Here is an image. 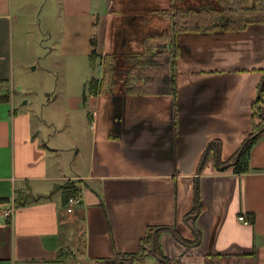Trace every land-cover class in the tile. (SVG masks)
I'll list each match as a JSON object with an SVG mask.
<instances>
[{"label":"crops","instance_id":"0c3cea01","mask_svg":"<svg viewBox=\"0 0 264 264\" xmlns=\"http://www.w3.org/2000/svg\"><path fill=\"white\" fill-rule=\"evenodd\" d=\"M142 1L127 2L124 13L128 14L117 15L110 24L109 0H60L63 31L51 53L65 59L89 58L97 17L98 53L105 54L111 39L115 50L119 41L117 33L123 31L127 18L139 19V12L149 10ZM23 21L25 15L15 12L13 0H0V96L7 99L0 103V264H126L120 259L139 250L149 228L172 226L165 220L175 216L173 201L180 176L163 174L165 170L180 169L184 171L180 175L188 181L203 160L205 150L207 155L212 148L219 154L223 152V138L236 139L240 148L249 142L245 144L257 123L253 103L258 97L259 73L256 68L242 70L245 61L228 58L220 68L186 71L189 76H200L197 81L202 82L191 85L190 97L185 94L179 77L174 99L168 95L155 97L165 98V101L157 100L167 105L168 117L173 107L175 120L171 130L169 120L163 121L158 113L143 111V94L129 92V87L121 83L103 94L91 95L89 81L84 91L66 94L63 112L66 108L71 112L86 110V125L99 138L103 150L100 153L93 145L90 154L82 155L75 149L78 152L75 157L68 158L67 149L48 144L55 137L51 135L50 125L57 123L59 116L37 115L35 104L31 103L33 100L39 104L36 95L32 96L30 90L20 92L31 88L29 81L22 85V90L15 80L12 29ZM259 26L247 30L256 31ZM188 40L185 37L179 63L184 57L205 59L204 54H188L187 46L193 49V43L188 45ZM134 41V38L130 41L132 46ZM259 48L258 45L252 58L256 62L260 61ZM120 94L126 98L127 113L126 123L117 126L113 111L115 98ZM27 95L29 98L24 103L28 106H19ZM208 123L212 124L211 132L201 133L200 129ZM64 128H68L67 124ZM239 147L231 155L238 153ZM112 151L123 157L120 163L111 165L105 160ZM171 153L175 154L174 158ZM208 159H204V166ZM248 167L242 172L230 168L229 172L206 173L229 178L226 198L218 193V199L213 200L217 208L213 201L207 208V200L204 201L207 210L198 226L200 246L192 242L162 243L163 230H160L158 239L163 258L170 264H264V133L251 148ZM133 168L148 172L132 174L129 171ZM158 180H174V183L165 186ZM68 181L73 182L81 197L73 212L67 211L62 188ZM218 185L215 188L222 192L226 183L222 181ZM151 197L158 199L157 207L146 202ZM142 203L140 212L151 217L144 226L145 234L138 236L131 230L118 240L115 231L121 225V218L129 216L133 205ZM11 206L15 208L14 214L6 217L4 211ZM242 214L249 223L239 220ZM144 247L148 250L142 249L144 255L135 264L150 262L155 257L147 245Z\"/></svg>","mask_w":264,"mask_h":264},{"label":"rangeland","instance_id":"374dc122","mask_svg":"<svg viewBox=\"0 0 264 264\" xmlns=\"http://www.w3.org/2000/svg\"><path fill=\"white\" fill-rule=\"evenodd\" d=\"M129 1L132 0H109L108 13L110 15V24L115 20L117 15L125 14V5ZM145 1H159L161 3L168 2L167 0H144L141 4L144 5L146 3ZM259 1L260 0H248V4L253 5L255 2L258 3ZM13 6L16 13L25 15V21L14 24L12 29V42L14 52L16 53L14 66L15 80L17 83L21 84V88L22 85L25 86V83L28 81L30 84L29 86H31V88L24 87V90L22 88L23 91L20 92L24 93V91L30 90L32 96L36 95L39 104L33 100H31V103L35 104L33 107L38 112L37 115L44 118L53 114L59 116L58 122L54 125H50L52 129L51 135L55 137H51L48 140V144L50 146H58L67 149L65 157L68 158L75 157V153H78L75 149L81 152L80 154L82 155H84V153L90 154L93 145L96 151L98 149V152L102 153L103 149L100 140H98L99 138L96 139L91 127L86 125V110H83L84 114L77 110L71 112L67 108L63 112L67 103L66 94L84 91V87L90 81L92 76L100 77L102 67L99 63H96L95 66H93L89 58L82 59L81 57H76L65 59L57 57L55 54L51 53V47L53 44L58 43L63 31V10L60 0H13ZM226 36L231 39L235 38L232 33H227ZM258 43L260 47V61L256 62V60L252 58L256 55L255 51L258 48ZM230 45H235V48L231 47L232 49L230 50L223 45H213L210 49H206L205 52H201L199 48L198 51L205 55V59L201 56L198 59L194 57H184V59L181 60L180 65L178 66L180 73L179 78L181 86L185 87L183 89L187 96L190 95L191 85L200 84L202 82L197 81L200 79V76H189L185 73L186 71L215 68V66L222 64L227 58L229 60L238 59L239 61H245L246 66L255 67L259 73L261 84L264 77V25L259 26L256 31H250L242 41L235 40ZM112 51L113 42L111 39L106 45L105 53H110ZM103 55L104 52H102L100 57ZM250 56L251 58L245 59V57ZM28 98V95L25 96L24 99L22 98L21 103L18 105L28 106L24 103L27 102ZM157 99H159V101H165V98L145 96L141 101V108L145 113L155 112L160 114L161 119L167 122L169 120V117L167 116V105H165L164 102L160 104ZM255 118L257 123L260 122L261 119L259 114H255ZM64 124H67L68 128L65 129ZM211 127V123L204 124L200 129L201 133L207 134L211 132ZM54 132H56L57 135H55ZM222 140L224 141V148L223 152L220 154V158L221 160H226L231 156L233 150L239 147V142H237L236 139L228 141L226 138H223ZM96 141H99L98 146ZM238 149H240V147ZM205 153L203 157L205 156ZM218 157L216 149L212 148L207 157L209 159L205 163V166L203 165L202 168H199V164L197 169H194V172L192 173L194 175L191 180L188 181L182 178L183 175H180V173L184 171H180V169H167L164 171L163 174L171 176L176 175L180 176V178L176 182L177 195L173 201V204H175V216L172 218L168 217L165 220L171 222V227L176 234L172 233L170 229H163L161 237L162 243L180 245V243L188 241L195 245L199 244L198 246H200L201 235L198 228L199 222L203 220L205 211L210 203L213 200L218 199V195H220L218 193H221L223 198H226L227 196L226 191L229 178L206 175V173L214 174L215 172L222 173L232 171L230 168L226 169V171H220L218 169L219 165H217ZM122 159L123 157H121L116 151H112V154L105 156V160L110 162L111 165L120 163ZM117 168L121 170V167L117 166ZM129 172L132 174H145L148 171L140 168H133ZM158 181L165 186L174 183V180ZM197 181V201L200 206V212L197 217L190 218L189 221H187V218L193 214L192 210H195V208L197 209V201L195 198V186ZM222 181H225L226 185L223 186L224 188L222 189V192H219L220 188L215 187L218 184L220 185V182ZM214 189L217 191L214 192ZM206 200L208 205L207 208L204 206V201L206 203ZM146 202L149 204H156V207L158 206V199L156 197H151ZM143 204L144 203L133 205L129 211V216L121 218V225L115 231L118 240L131 230H133L138 236H143L145 234L144 226L151 217L149 214L144 216L143 212H140V209L143 208ZM213 204L215 205V208H217V202L213 201ZM144 264L161 263H159L154 257L153 260H150V262L146 261Z\"/></svg>","mask_w":264,"mask_h":264},{"label":"trees","instance_id":"16d2710c","mask_svg":"<svg viewBox=\"0 0 264 264\" xmlns=\"http://www.w3.org/2000/svg\"><path fill=\"white\" fill-rule=\"evenodd\" d=\"M166 7H161L158 5L156 1H147L148 11L139 12V17L141 16L142 19L140 20L141 25L140 29L142 31L144 27V33H142L141 39H135L136 41L141 40L143 46L141 49H130L126 54H130V56L126 57L125 55L119 56L121 57L119 68L111 67L113 64L111 61L112 55L118 56L116 53H107L100 57L98 53V27L99 21L98 17L94 20V34L91 39L92 45V53L90 55V60L93 66L96 63H99L101 68L100 77L93 76L89 82V93L90 94H97L99 91H103L105 88L106 82L109 80V77L113 74L112 71H117L119 74L125 73L124 71L129 68L130 72L128 73L129 79H136V84L134 85L136 89H129L132 93H141L143 95L149 96H164V95H176L177 93V83H176V75L172 74L175 67V61H172V66H170V54L166 52L159 53L154 52L155 44L153 46L147 47L146 41L156 40L157 36L161 35L160 37L163 38V42H167L173 39L170 34V24L178 26L176 32L174 31V36L176 37L178 30L184 32L186 30L192 29L193 26L196 25L195 32H192L195 37H199L195 40L198 43L201 38V32H198L199 27L204 23H212L215 16H217V12L220 9L224 10V12L228 15L229 18L235 19L237 22L231 24L234 28V32H231L235 35L239 33L246 32L247 29L252 26L264 25V0H260L258 3H254L253 5H247L246 0H167ZM146 2V1H145ZM180 5V6H179ZM203 6H208L209 10L211 11V16L208 21L203 22L201 14ZM169 17L172 21L168 23V26L162 29L161 31L154 30L155 20L158 18H167ZM150 23V25H147ZM194 23V24H193ZM250 25V26H249ZM148 26V28H147ZM185 33V32H184ZM183 33V34H184ZM228 33V32H226ZM168 36L166 37V35ZM210 35L215 36V32L209 33ZM186 35V34H185ZM184 35V36H185ZM225 36V35H223ZM158 39L161 40V38ZM182 37V36H180ZM207 39V38H206ZM180 40V39H179ZM184 40H181L179 44L183 43ZM156 50V49H155ZM170 51V50H169ZM172 54V53H171ZM160 56V57H159ZM176 54L174 55V58ZM99 59V60H97ZM131 61L127 65L124 64L125 61ZM113 68V69H112ZM144 68L146 69L143 71ZM112 73V74H111ZM126 80L125 77H122ZM146 81V82H144ZM261 94L264 97V88L261 91ZM7 101L6 97L0 96V103ZM262 100L258 97L257 100L253 103V110L256 111L255 114H259L261 110ZM261 122L255 123L253 131L250 133V136L255 134L258 130H260L264 126V117L260 114ZM264 130L259 133L255 138L251 139L245 146L241 153L240 159L237 164L232 167L236 172H242L247 170L249 167V158H250V151L254 143L262 136ZM236 154V153H235ZM224 162V161H222ZM73 182L68 181L65 183L62 188L64 189L65 194V201L68 202V199L71 196H76L78 190L75 189ZM158 238V236H157ZM144 245L149 247L152 246V233L150 232L146 237L142 240V245L139 250L134 253L138 254L141 249L148 250L145 248ZM140 256H143L144 251ZM157 253L164 257L161 252L160 242L157 239ZM150 254V253H149Z\"/></svg>","mask_w":264,"mask_h":264},{"label":"flooded vegetation","instance_id":"af4514ba","mask_svg":"<svg viewBox=\"0 0 264 264\" xmlns=\"http://www.w3.org/2000/svg\"><path fill=\"white\" fill-rule=\"evenodd\" d=\"M246 1H247V5H249L248 4V0H246ZM156 2L159 3V1H156ZM165 4H167V3H161L160 2L158 5H160L163 8V7H166ZM146 5L147 4L145 3L144 6H146ZM145 9H148V7H145ZM201 13H202V15H201L202 19H200L199 22L201 20H203V22H206V20L208 21V19H210L211 11L209 10L208 6H203L202 11L199 14H201ZM217 13L218 14H217V16H215V18L213 19L212 23L206 22V23H204L203 25H201L199 27L198 32H201V35H200L201 36V38H200L201 41H204L207 38V34L212 33V32H215V36L217 38H219L218 40H222V39L226 38L222 34H227L226 32H228V33L234 32V28L232 27L231 24H234V22H237V21L235 19L229 18L228 15L222 9H220V11L217 12ZM127 14H125V15H127ZM141 16L139 17V19L138 18H134V17H130V16L127 18L126 22L123 23V25H124L123 31H118V33L116 31L117 35H119V41H124V42L128 43L129 41L133 40V38L134 39H137V38L141 39L142 38V36H143L142 33H144V31H145L144 30L145 26H143V29L141 31V29L139 27V21L142 19ZM171 21L172 20L169 17L163 18V20L161 18L156 19L155 20L156 26H154V30L161 31L162 29L167 27L168 23H170ZM147 25H150V28H151L153 24L151 25L150 23H148ZM252 27H256V26H254L252 24V26H250L248 29H251ZM147 28H148V26H147ZM176 29H178L177 25L174 28V25L170 24V34L169 35H171V37H173V39L170 40V41L163 42V38L160 37L161 35H159V36L156 37L157 38L156 40H152V41L148 40V41H146V43H147V47L153 46V43H156L155 44V49L156 50L154 49V52H156V51L159 52V53L166 52L167 54H170V59H171L170 60V66H172V61H175V64H176L172 74L176 75V83H177L178 77H179V67L178 66L180 65L179 58L181 56H183V52H184L183 43L179 44L180 41L181 40H185V37H187L189 39L187 44L191 46V44L193 43V45H192L193 49L191 50L193 52L197 51L196 50V46L198 48H200L201 52H203V51L205 52L206 49H208V48H203V46H202V44H200V42H199V46H198V43L195 42V40L197 38H199V37H195V33H194V35L192 34V32L197 31L196 30V25L193 26L192 29L184 31L185 33L178 30V32L176 34L177 35L176 37H178L177 39L174 36H172L174 34V31L176 32ZM247 31H251V30H247ZM116 33H114L115 34L114 35L115 40L117 39L116 38ZM167 36H168V34L166 35V37ZM180 36H182V37H180ZM158 37H160L161 40L158 39ZM208 38L210 39L211 37H208ZM126 45L127 46H123L122 42L120 44H117V47H115L114 51L116 52V54L118 56L112 55L111 61L113 62V64L110 66V68L111 67H113V68L117 67L118 69H120L119 68L120 63H117L118 61L121 60L120 59L121 57H119V56L125 55L126 57H128V56H130V54H126V53L130 49H133V50L135 49L134 46H128V44H126ZM175 54H176V57L174 58ZM129 62H131V61L126 60L124 64L127 65ZM141 69H143V71L146 70L144 68H141ZM124 72L125 73L119 74L117 71L113 70L112 71L113 74L111 73L112 75H111V77H109V80L106 82L105 88L103 89V91H99V93L103 94L105 91H107L108 88H112L114 85H118V84H121V83H122V86H126L127 85L129 87V89H136L137 90L138 88H135V86H134L136 84L137 80L133 79V78L132 79L128 78V73L130 72L129 68H127V70H125ZM122 77H125L126 80L124 78H122ZM144 82H146V81H144ZM260 85H259V87H260ZM263 88H264V85L262 86V89ZM129 89H128V91H129ZM262 89H261V91H262ZM259 98H260V96H259ZM256 111H254V112L256 113ZM260 114L263 115V117H264V102L263 101H262V104H261V110L259 112V116H260ZM260 122H261V120H260ZM217 154L219 156L218 159H217V165H219L220 167L224 166V165H226L228 163L234 162L237 159V157H238V153H236V154H233V155L229 156L226 160H221L220 154L219 153H217ZM240 156H241V154H240ZM240 156L238 158V161L240 159ZM207 157H208V155H207ZM207 157H206V160L208 159ZM222 161H224V162H222ZM237 162H236V164H237ZM235 165H233V166H231L229 168H232ZM196 212H197V209L195 208V210H192V213H193L192 215L196 214ZM155 229H157V227L149 228L148 233H147V235L150 232L152 233V246H153V233H154ZM159 231L160 230H157L156 234H155L156 235V241H155L156 248H157V239H158L157 236L159 234ZM186 242H188V241H184L183 243H186ZM188 243H191V242H188ZM141 245H142V241H141ZM141 253H142V249L139 251L138 254L126 255V257L122 256V258L120 260H126L125 261L126 264H131V263L135 264L136 261L140 262V258L143 257V256H140Z\"/></svg>","mask_w":264,"mask_h":264},{"label":"water","instance_id":"95a60500","mask_svg":"<svg viewBox=\"0 0 264 264\" xmlns=\"http://www.w3.org/2000/svg\"><path fill=\"white\" fill-rule=\"evenodd\" d=\"M248 33H249V32H248ZM248 33L242 32V33H239L238 35H235V34L232 33L233 36L235 37L234 39H231L230 37L226 36V34H222V35H225V36H226V38H224V39H222V40H218L219 38H217V37L214 36V35L207 34V39H205L204 41H199V42H200V44H202L203 48H208V49H210L213 45H223V46L227 47V49H230V50H231V49H232L231 47H234V48H235V45H230V44H232V42L235 41V40L242 41L243 38H245V37L247 36ZM225 36H224V37H225ZM208 37H211V38L209 39ZM228 38H229V39H228ZM121 42L123 43V46H127L126 44H128V46H132V45H131L132 42H130V41H129L128 43H127V42H124V41H118V43H116V44H120ZM199 42H198V46H199ZM258 45H259V43H258ZM142 46H143V44H142L141 40L134 41V48H135L136 50L141 49ZM247 47H248V46H247ZM196 48H197V51H196L195 53H196V55H199V54H200V52L198 51L199 48H198L197 46H196ZM183 49H185L184 46H183ZM186 49H187L186 51L188 52V54L191 53V52H193V51H191L188 47H187ZM212 52H214V51H212ZM110 53H116V52L113 50V51L110 52ZM105 54H107V53H105ZM183 54H184V53H183ZM201 55H202V53H201ZM215 58H216V57H215ZM244 63H245V62H244ZM218 66H220V65H218ZM218 66H217V68H220V67H218ZM243 67H244V68H243L242 70H247V69H253V68H255V67H248V66H246V64H244ZM263 85H264V77H263V81H262V83H261V85H260V87H259V89H258V94H259L260 98L262 99V101L264 102V97H263L262 94H261V89H262V86H263ZM143 96H149V95H143ZM168 96L172 97L173 99L175 98L173 95H168ZM150 97H162V96H154V95H153V96H150ZM122 100H124L123 103H121ZM115 101H117V102H116V105H115V107H114V111H113V121H114V124L117 125V126H119L120 124H123V125H124V124L126 123L125 114L127 113V111H126V106H125L126 98L123 97V96L120 94V96H117V98H115ZM171 111H172V112H171V116L169 117L170 125H169V127H168L170 130L172 129V125H173L172 120H173V121L175 120V116H172V115H173V107L171 108ZM128 115H129V114H128ZM263 130H264V126H263L260 130H258L253 136L248 137V138L246 139V141H245V144H246L248 141H250L251 139H253L254 137H256V136H257L259 133H261ZM171 142H172V145H174V139H173V138L171 139ZM243 149H244V146H242V147L240 148V150H239V152H238V157H237V159H236L234 162L228 163V164H226V165H224V166H221V167L219 166L218 169L221 170V171H224V170H226L227 168H229V167L235 165L236 162L238 161V158H239L240 154L242 153ZM171 156L174 158V157H175V154L171 153ZM205 157H206V154H205V156L203 157V160L201 161L199 168H202V166H203V161H204ZM192 172H194V171H192ZM180 174H182V172H181ZM166 175H167V174H166ZM197 192H198V181H197V184H196V186H195V198H196V201H197V199H198V198H197ZM199 212H200V206H199L198 201H197V212H196V214H194V215L188 217V218H187V221H189L190 218H195V217H197V216L199 215ZM163 229H170V230L172 231V233L176 234L175 231H174V229H173L171 226H159V225H158L157 229H155V230H154V233H153V246H152L151 250H152V253H153V255L155 256V258L157 259V261L162 262L163 264H170L168 260H166V259L163 258V257L158 256L157 253H156V246H155L156 235H155V234H156V231H157V230H163ZM125 261H126V260H122L121 262L123 263V262H125ZM131 264H133V263H131Z\"/></svg>","mask_w":264,"mask_h":264},{"label":"built area","instance_id":"2783aa9c","mask_svg":"<svg viewBox=\"0 0 264 264\" xmlns=\"http://www.w3.org/2000/svg\"><path fill=\"white\" fill-rule=\"evenodd\" d=\"M80 203H81V197L79 195L71 196L67 202V211L73 212L75 207ZM14 211H15V208L13 206H11L10 208H8L4 211V215L6 217H11L14 214ZM239 220L243 221L246 224L249 223L247 216L244 214L239 216Z\"/></svg>","mask_w":264,"mask_h":264}]
</instances>
